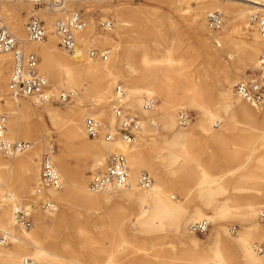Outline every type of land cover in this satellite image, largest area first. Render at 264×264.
<instances>
[{
  "label": "bare ground",
  "instance_id": "6f19581e",
  "mask_svg": "<svg viewBox=\"0 0 264 264\" xmlns=\"http://www.w3.org/2000/svg\"><path fill=\"white\" fill-rule=\"evenodd\" d=\"M33 1L41 2V0ZM42 1H45L44 3L49 1L47 8L55 13L51 16L50 19H52L60 18L68 11V2L80 0ZM243 1L247 2L244 4L245 7L239 6L233 11L223 9L218 2H212L206 7V10L208 9L206 12L210 10L224 12L228 21L247 18L252 14L264 16V0ZM13 10L0 7V27L5 25L3 19L5 22L7 20L6 28L10 32L12 30L17 40L22 42H19L21 44L19 46L40 57L39 71L48 77L51 74L54 75L57 84H50L49 93L57 95L61 90L68 92L72 95L71 99L74 103L70 109L62 111L51 106L50 102L27 100L36 104H45L43 112L36 114L31 112L30 106L23 103L24 100L14 101L7 91L4 105L8 114L7 137L10 140L27 137L28 135L21 136V132L28 129L30 131L31 125L26 124V119L31 117L41 124L47 134L45 144L52 162L57 165H55L56 168L58 167L63 186L62 191L61 188L60 191L46 188L48 198L62 202L69 196L74 197L89 209L97 208L104 202L108 204L113 197L119 198L124 203L137 207L134 225L139 232L159 233L168 228L179 246L177 249L171 246V251L166 257L157 252L149 255L140 246L138 240L127 237L123 226L128 217L122 211L118 214L121 217L117 214L114 216V222L110 227L111 234L101 232L99 239L92 236L88 227L79 226L77 236L81 246L89 247L87 256H82L68 243L63 244L61 248L51 244L49 225L55 221L57 211L55 206L51 211L44 212L48 220L46 225L38 222L30 230L15 226L13 213L18 206V200H23L32 194L29 184L33 181L31 169L35 161L32 152H29L31 147L25 152L9 157L12 158L11 161L0 158V226L6 228L3 233L9 236L12 243L10 247L0 245V261L3 264H21L28 257L32 259L33 264H207L210 262L264 264V253L259 254L256 251V244L264 241V227H262L264 223L262 224L258 216L259 210L264 208V119L258 122V126L249 125L254 121V115L240 106V100H243L233 90L236 75L217 59L216 52L209 42L204 43V60L210 67L215 66L218 69L213 78L217 93L211 92L212 88L204 82L203 74L197 72L195 75L197 79L190 76V83L183 78L179 79L183 88L179 89L180 93L177 95V88L175 89L167 74L162 73L160 62L157 61L156 52L153 49L145 45L142 52L136 55L134 46L115 42L128 24V21L121 18L122 16L117 12L118 9L114 8L117 23L115 25L113 22L115 30L111 29L114 39L98 38L88 21H86L85 29L75 35L76 42L80 40L82 46H89V48L99 46L100 51H106L108 57L105 60L91 59L87 54L89 48L81 49L78 54H75L80 48L78 44L74 52L70 53L73 54L71 56L60 46L59 49L65 54L58 52L55 41L58 37L54 32L53 23L50 30L46 31V40L28 41L24 19L18 10ZM204 14L205 10L196 11L194 22L199 30L208 31L207 25L204 26ZM221 28L211 32L220 31ZM161 35L157 31L155 35L157 40ZM224 38H215L219 47L226 44L227 41ZM259 40L264 45V41L260 38ZM259 40L254 36L252 41L235 47L238 57L234 66L236 72H242L247 66L257 68L260 50L255 43ZM166 51V60L171 61L174 58L172 51L170 48ZM10 58L11 53H0V98L4 95L8 80L3 67L5 62L10 63ZM173 72L176 77L182 76L178 70ZM46 75L44 76L48 79ZM119 81L123 82L126 107L134 114L137 112L142 121V128L137 133L138 137L136 135V140L131 144L122 141L118 136L111 141H106L103 135L90 138L84 129V119L91 116L104 123L102 132H115L116 120L111 110V100L115 96V86ZM157 95H162L160 103L151 110H145L144 99ZM175 99L180 100L173 103ZM187 104H190L197 115L191 128L189 126L191 122L181 127L176 118L178 115L176 111ZM250 108L254 113L264 115V112L256 111L251 106ZM149 121L154 122L156 126L152 127ZM47 122L54 130L61 132L60 134L64 135L67 141L74 143L79 140L78 152L85 156L88 154L85 163L91 172L94 168L102 167L107 155L111 152L123 153L128 170L130 169L127 185L120 190L91 192L87 188V176L83 169L73 172L63 153L53 155L48 138L50 131ZM156 122L166 134L157 135ZM195 134L220 143L227 159L237 160V165L225 170L217 177L210 176L198 161L197 154L190 153V143ZM145 147L149 148L152 155L148 156ZM151 156L159 159V165L152 162ZM142 170L149 173L153 179L149 188H142L137 184L139 178L137 176ZM18 173L23 174L21 180H17ZM173 178L176 179V183H173ZM176 186L183 195L193 193L195 199L200 202V206L195 205L188 210L182 200L173 197L172 193L176 190ZM231 188L247 193L255 192L256 196H247V201L243 203H235L234 201L237 200L230 198L234 196H230L225 201L217 200L219 195L229 192ZM102 194L105 195L104 200L101 201L99 195ZM232 201L234 204H230ZM228 215L237 217L242 222L236 238L229 239L223 236L226 228L221 220ZM38 219L41 218L37 216ZM203 219L211 224V235L206 244L190 237L187 228L190 223ZM16 230L18 235L14 234ZM231 249H234L236 255ZM132 258L134 262H131Z\"/></svg>",
  "mask_w": 264,
  "mask_h": 264
},
{
  "label": "rangeland",
  "instance_id": "374dc122",
  "mask_svg": "<svg viewBox=\"0 0 264 264\" xmlns=\"http://www.w3.org/2000/svg\"><path fill=\"white\" fill-rule=\"evenodd\" d=\"M44 2L45 1L42 0L41 2H36L33 0H0V7L18 10V12H20V15L24 19V28L25 23L32 16L43 20L45 29L48 32L52 27L51 23H53L54 20L57 19V17H53L52 19H50L51 16L55 13H52L53 11H50L47 8V3L49 1L47 3ZM212 2L220 3L223 9H228L229 11H233L239 6L245 7L244 4L247 3L243 0H90L87 2H83L80 0L68 2V11L64 13L62 17L66 16L72 11H79L82 13L85 20L88 21L89 24H91L90 27H92L93 33L98 38L111 37L114 39V37L112 36V30H115V23H117V17L115 16L114 8L118 9L117 12L120 16H122L121 18L128 21V24L126 28L122 30L120 36L116 38L115 42L134 46L136 48V55H139L140 52H142L145 45H148V48L153 49L156 52L155 57L157 61L160 62L159 64L161 65L162 73L164 72L165 74H167L170 82L173 84V86H175V89L177 88V95L180 93L179 89L183 88V84L179 81V79L183 78L187 80L186 82L190 83V76L197 79V77H195L197 72L203 74L204 82H206L209 88H212L211 92L216 94L217 90L214 85L213 78L218 72V69L215 66L210 67L205 63L204 43L207 41L209 42V44L216 52L217 59L223 62L232 74L236 75V82L240 77H244L248 73H252L255 68H253L252 66H247L243 68L242 72L235 71L234 66L237 63L238 58L237 53L235 52V47L242 46L244 43L252 41L254 36H256L258 40L259 37L255 26L249 21L250 15H248L247 18L243 17L238 18L235 21H228L226 14L224 12H221L224 16V24L220 31L211 32L209 30H199L194 22V14L196 11L205 10V26L207 15L211 12H216L215 10L206 12L208 11V9L206 10V7L210 6ZM28 11L31 12L29 13ZM101 18L113 20L115 25L109 33H107V31H102L97 27V21ZM3 20L5 25L2 26L6 27L7 20L6 22L5 19ZM223 27H225V29H223ZM9 29L11 30V28ZM157 31L158 34H162V37L160 36L158 40L155 36L157 34ZM11 32L14 34L16 39H18L16 34L12 30ZM217 37H225L224 40L227 41L226 44L222 45V47H219L215 40V38ZM44 40H46V38ZM55 41L58 52H60L61 54H65L59 49L57 38H55ZM19 42L22 43L20 40H17L18 45H21ZM77 44L80 46V48L77 49L75 54H78L81 49L86 50V48H89V46H82V44H80V40L77 42ZM255 45L258 46L260 55L264 51V45L260 40L256 42ZM92 47L98 49L99 51L101 50L99 46ZM168 48L171 49V54L174 57L171 61L166 60V50H168ZM106 49L109 50L108 48ZM69 55L71 56L73 54L69 53ZM38 58V63H40V57L38 56ZM3 69L4 74L7 76L9 72V62H5ZM173 70H178L182 76L176 77V74L173 72ZM41 74L46 75L44 73ZM48 80L50 81V84H57L56 78L52 74L49 75ZM119 82L123 84L122 81ZM161 96H154L157 98V104L160 103V100L162 99L160 98ZM6 97L7 88L4 92V95H2L0 98V104H2L1 108L3 109V111H5L4 105ZM179 100L180 99H175L172 102L177 103L179 102ZM23 103L30 106V109L32 108L31 112L36 114L43 112V108L45 106V104H36L35 102H31V100H24ZM73 104L74 103L72 102V99L67 103H62L59 101L50 103L51 106L57 107L62 111L70 109L72 106H74ZM240 106L245 107L247 111L251 112V114L254 115V121L249 123V125L258 126V122L264 119L263 114L254 113L250 106L241 100ZM184 109L189 111V114L192 117V121L189 124L191 128L196 120V112L192 107H190V104H187L179 108L176 113L178 114L179 110ZM135 113L137 114V116H139L137 112ZM101 123L103 122L101 121ZM156 123L158 125L156 128L157 135L166 134L165 131L161 129L160 124L158 122ZM26 124L31 125L30 131L29 129L27 131L23 130L21 132V136H28L25 138L21 137L19 139L15 138L14 140H23L32 144V149L29 151L32 152L31 154L32 157H34L35 161L34 167H32L31 169L33 181L31 182V184H29V186L32 188V194L23 200H18L17 203V205H24L30 209V213L32 215V226L29 228L30 230L36 224H38V222L44 225H46L48 222L45 216L47 214L37 210L38 197L34 193V187L36 184H38L39 181V163L42 156L48 152V148L45 144L47 134L43 130L41 124L37 122L36 119H32V117L26 119ZM46 124H48L47 127L50 131L48 138L53 151V155L56 156L60 153H63L66 157L68 166L71 168V170H73V172L83 169L84 174L87 176V185L90 175L94 173L98 168H101V166L94 168V170L91 172L87 164L85 163L86 159L88 158V154H86L85 156L84 154L78 152L79 150L77 146L79 145V140L71 143L67 141L64 135L60 134L61 132L59 133L58 131L54 130L49 122H47ZM99 136H102V134ZM145 150L148 156L152 155L149 148L145 147ZM190 153L197 154L198 161L205 168L206 172L212 177H217L221 175L225 170L237 165V160L227 159L224 148L220 143L207 140L200 134H195L193 136L190 143ZM0 158L8 161L12 160V158L4 157L1 154ZM151 160L153 163H155V165H159V159H157L156 157L151 156ZM179 164H181V162ZM143 172L147 173L146 171L142 170L139 172L137 178ZM147 174L150 176L149 173ZM16 177H18L17 180H21L23 178V174L18 173ZM172 181L173 183H176V179L173 178ZM60 190H63V186ZM104 195L105 194L99 195L101 201L104 200ZM172 195L174 198L182 200V203L187 206L188 210L192 209L195 205L200 206V202L195 199L193 193H191V195H183V193L180 192L177 186ZM247 196L254 197L256 196V194L255 192L247 193L239 189L234 190L231 188L229 192L219 195L217 197V200L225 201L230 197L233 198V200H237L234 201L235 203H243L247 201ZM114 198L115 197L111 198L108 204H105L104 202V204H100L97 208L91 209L87 208L84 203L77 201L74 197L71 198L69 196L62 202L50 198L51 200L55 201V208H57L55 221L49 225V227L51 228L50 235L52 237L50 239L51 244L56 248H61L63 244L68 243L71 248L78 250L82 256H87L89 253V247L81 246L79 238L77 236V229L79 228V226L84 225L88 227L91 231L92 236L96 239H99L98 237L101 232L107 233L108 235L111 234L112 230L110 227L114 222V216L116 214L118 215L122 211V213H124L128 217L126 218L125 225L123 226L127 237L135 241L138 240L141 244L140 246L144 248L146 252L149 253V255L157 252L161 256L166 257L171 251V246H175L176 249L178 248V242L176 241L173 233L168 228L167 230L159 233L139 232L134 225V218L136 217L135 210L137 207L130 205L129 203H124L119 198ZM234 202L232 201L230 204H234ZM37 216L41 219L37 220ZM119 216L120 215H118V217ZM221 222L222 225L226 228V232L223 234V236H226L229 239L236 238V233L241 229L242 222L237 217L230 215L224 217ZM262 227H264V225H262ZM210 228L211 224L209 223V227L205 233L192 234L189 232V236L198 239L203 244H206L208 243V239L211 235ZM5 229L6 228H4L3 226H0V234L3 233ZM14 234L18 235V231L16 230ZM256 245V251L259 252V254H263L264 241L261 243H257ZM1 246L10 247L12 246V243ZM259 246L262 247V251H258ZM231 251L236 255L234 249H231ZM131 262H134L133 258ZM0 264L3 263L0 261Z\"/></svg>",
  "mask_w": 264,
  "mask_h": 264
},
{
  "label": "built area",
  "instance_id": "2783aa9c",
  "mask_svg": "<svg viewBox=\"0 0 264 264\" xmlns=\"http://www.w3.org/2000/svg\"><path fill=\"white\" fill-rule=\"evenodd\" d=\"M59 3V1H57ZM51 7L52 5L49 4ZM61 5V3H59ZM250 23L256 28L258 36L264 41V16L252 14ZM224 23V16L219 12L209 13L206 18V25L209 31L219 30ZM86 20L79 11H72L67 16L57 18L53 22L54 32L58 37V45L66 53L74 52L77 47L75 35L84 30ZM97 27L102 31H110L113 28L111 19H99ZM25 32L30 42H40L46 38V29L44 21L32 16L25 23ZM0 53H11L10 70L7 81L8 95L14 100L36 99L39 102H69L72 95L63 90L57 95L50 94V83L48 79L40 73L36 53L25 50L17 43L15 36L6 28L0 27ZM88 56L91 59L105 60L108 57L106 51H99L93 47L88 49ZM235 94L243 101L247 102L254 110L264 112V52L257 60V68L248 73L245 77L238 79L234 85ZM124 87L121 82L115 86V96L111 100V110L116 120L115 132H102L103 125L95 117H86L84 119V129L88 137L94 138L103 135L106 141L114 140L119 137L127 144L136 140L137 133L142 128L141 119L135 115L124 101ZM157 104V98L147 97L143 101L145 110L153 109ZM0 104V154L4 157H13L19 153L25 152L32 147V144L23 140H10L7 137L8 114L3 111ZM178 125L187 126L192 117L187 110H179L177 115ZM152 127L156 124L149 121ZM129 170L126 158L121 152H111L104 165L98 168L90 175L87 187L91 192L99 193L105 191L120 190L127 185ZM138 186L149 188L152 184V178L145 172L141 173L138 180ZM62 187V179L59 171L52 162L49 153H45L39 163V181L35 185V195L38 197V210L41 212L51 211L55 203L48 198L45 189L53 188L59 190ZM259 219L264 223V208L258 212ZM14 225L21 228H30L32 226V215L30 209L24 205H18L13 213ZM209 222L205 219L192 222L188 225V231L192 234H202L207 231ZM10 238L5 233L0 234V245L10 244ZM262 251V247H258ZM21 264H33L31 258H25ZM207 264H216L210 262Z\"/></svg>",
  "mask_w": 264,
  "mask_h": 264
}]
</instances>
